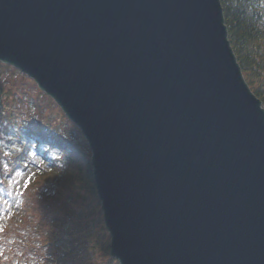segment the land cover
<instances>
[{
  "label": "water",
  "instance_id": "obj_1",
  "mask_svg": "<svg viewBox=\"0 0 264 264\" xmlns=\"http://www.w3.org/2000/svg\"><path fill=\"white\" fill-rule=\"evenodd\" d=\"M0 62L80 129L119 264H264V108L219 0H0Z\"/></svg>",
  "mask_w": 264,
  "mask_h": 264
},
{
  "label": "trees",
  "instance_id": "obj_2",
  "mask_svg": "<svg viewBox=\"0 0 264 264\" xmlns=\"http://www.w3.org/2000/svg\"><path fill=\"white\" fill-rule=\"evenodd\" d=\"M220 3L242 75L264 108V0ZM0 72L24 77L1 63ZM2 90L0 264H116L108 256L109 238L101 219L90 222L81 206L82 198H95V189L90 154L79 131L61 113L56 120L36 98L29 102L34 110L31 115L11 114L4 102L9 93ZM14 99L20 100L18 93ZM71 135L78 141L72 142ZM32 166L36 170L15 190L16 176ZM41 250L46 254L36 261L34 255Z\"/></svg>",
  "mask_w": 264,
  "mask_h": 264
},
{
  "label": "rangeland",
  "instance_id": "obj_3",
  "mask_svg": "<svg viewBox=\"0 0 264 264\" xmlns=\"http://www.w3.org/2000/svg\"><path fill=\"white\" fill-rule=\"evenodd\" d=\"M1 88L3 89L2 90L3 92L9 93L8 96L4 97V102H6V105L8 106V108H10V111L13 112V113L11 112V114L15 113L17 114V116L20 117L31 115V113H33L34 110L29 106V102L31 99L35 100L36 98L37 101L40 103L41 108L43 109L45 108V110L49 111V113H52V115L54 116V118H56V120L58 121L60 120L61 111L59 110V108L53 102H51L52 105H49L47 99L45 98L46 96L45 97L41 96L42 92L40 91H39L40 92L39 95L37 93L38 89L36 87V84L26 76L22 77L18 75V77L17 76L14 77L11 76L10 74H4L0 72V89ZM16 93H18V95L20 96V100L16 101L14 99ZM70 140H72V142H77L78 138L71 135ZM34 170L35 168H31L25 174L18 175L12 183L13 188L15 190H17V188L20 189L23 186V183L26 181L29 173ZM81 206L86 208V210L88 211V220L90 222L97 223L99 219L102 220L100 202L96 196L95 198L94 197L82 198ZM95 206L96 209H94ZM101 224L102 223H100V225ZM15 247H17L16 249L18 251L19 250L23 251V248L20 244H16ZM45 254L46 251L41 250L40 252L34 255V259L38 261L41 258V256ZM115 262L116 264H118L117 261Z\"/></svg>",
  "mask_w": 264,
  "mask_h": 264
}]
</instances>
